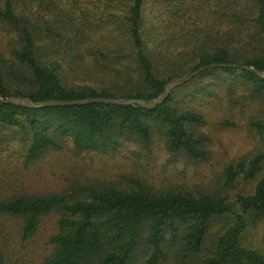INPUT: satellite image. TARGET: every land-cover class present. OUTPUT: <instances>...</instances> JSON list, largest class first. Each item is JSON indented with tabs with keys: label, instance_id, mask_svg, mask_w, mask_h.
Listing matches in <instances>:
<instances>
[{
	"label": "trees",
	"instance_id": "1",
	"mask_svg": "<svg viewBox=\"0 0 264 264\" xmlns=\"http://www.w3.org/2000/svg\"><path fill=\"white\" fill-rule=\"evenodd\" d=\"M0 28L3 99L151 100L175 77L227 65L194 77L197 88L179 87L154 109L0 101V155L16 154L20 171L69 146L79 155H121L132 169H144L156 134L171 155L205 162L211 151L206 111L194 103L199 97L212 104L222 95L236 102L244 96L260 145L225 169L226 188L241 177L255 181L252 193L235 198L210 187L159 185L132 170L120 182L51 193L3 182L0 264H18L15 238L35 237L53 213L58 231L41 264H163L176 247L180 256H196L221 219L228 224L200 264H264V249L247 241L264 221V78L245 68L264 72V0H0ZM87 79L98 85L79 82ZM206 80L212 83L201 85Z\"/></svg>",
	"mask_w": 264,
	"mask_h": 264
},
{
	"label": "rangeland",
	"instance_id": "2",
	"mask_svg": "<svg viewBox=\"0 0 264 264\" xmlns=\"http://www.w3.org/2000/svg\"><path fill=\"white\" fill-rule=\"evenodd\" d=\"M151 11L150 9L149 15ZM8 45L7 40L1 44L4 49H7ZM79 82L98 85L95 82L91 83L88 79ZM211 83L206 80L201 85ZM186 84L189 86L184 90L190 92L197 88L199 81L192 82L191 79L187 83L176 86L172 91ZM178 91L182 92L183 90ZM179 92L176 94L179 95ZM238 95L242 96L244 93L241 91ZM239 100L236 102L234 99L229 97L227 99L222 95L212 104L200 97L194 102L204 108L207 115L208 124L204 126V131L208 134L211 154L205 162L193 163L186 161L181 156L171 155L165 148L163 137L156 134L150 165L144 169H132L121 155L116 158H107L96 154L79 155L71 151V146H69L65 153L47 157L29 171H20V159L16 154L0 155V184L3 189L7 188L3 182H7L14 184L22 191L51 193L72 187H83L90 183L99 186L98 184L107 181L120 182L132 170L131 172H139L159 185H188L201 189L210 187L230 198H235L237 194H250L253 192L255 181L246 182L241 177L237 179L233 187L226 188L225 186V169L231 163L237 162L260 147L251 126L248 125L249 119L254 114L252 105H247L244 96ZM262 104H264V99ZM57 219L58 214L56 213L45 217L38 234L30 240L21 241L15 238L14 246L17 257L13 259L14 263H18L17 259H19L18 264L42 263L43 259L51 253L50 238L58 231ZM227 224L228 221L222 219L213 223L207 236L205 248L199 255L183 257L180 256L178 247L170 248L168 257L163 264H200V260L206 256L208 248L211 247L214 237ZM11 225L13 226L12 223L7 225L9 231L12 229ZM256 227L249 231L247 241L264 249V221Z\"/></svg>",
	"mask_w": 264,
	"mask_h": 264
},
{
	"label": "water",
	"instance_id": "3",
	"mask_svg": "<svg viewBox=\"0 0 264 264\" xmlns=\"http://www.w3.org/2000/svg\"><path fill=\"white\" fill-rule=\"evenodd\" d=\"M225 64H218L212 63L199 69L191 72L187 76L178 77L172 79L166 85V91L158 98L151 99V100H142V99H134V98H109V97H96V98H83V99H76V100H46L42 102H33L29 98L24 97H8V98H0V101L3 103H15L22 106H29L33 108H44V107H60V106H74V105H84L89 103H102V104H114V105H124V106H139L144 109H154L159 104L163 103L164 100L168 97L170 92L176 87L180 86L184 83L189 82L194 77L198 76L199 74L217 67H226ZM229 66V65H228ZM248 70L254 71L258 76L264 78V72L258 71L253 67H245Z\"/></svg>",
	"mask_w": 264,
	"mask_h": 264
}]
</instances>
